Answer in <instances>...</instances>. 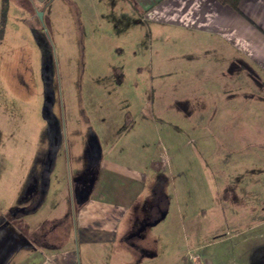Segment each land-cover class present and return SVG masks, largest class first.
<instances>
[{
    "label": "rangeland",
    "instance_id": "obj_1",
    "mask_svg": "<svg viewBox=\"0 0 264 264\" xmlns=\"http://www.w3.org/2000/svg\"><path fill=\"white\" fill-rule=\"evenodd\" d=\"M121 8L43 0L17 23L10 7L0 54V242L27 228L44 243L66 242L76 264H105L101 247L73 243L72 233L75 199L88 193L101 155L154 163L166 177V198L155 182L147 213L121 234L120 264H264V86L190 105L199 84L214 82L211 71L195 82V61L170 60L179 31H154L128 3ZM161 39L174 44L169 60H160ZM187 44L200 54L195 40ZM52 145L43 201L31 210Z\"/></svg>",
    "mask_w": 264,
    "mask_h": 264
},
{
    "label": "crops",
    "instance_id": "obj_2",
    "mask_svg": "<svg viewBox=\"0 0 264 264\" xmlns=\"http://www.w3.org/2000/svg\"><path fill=\"white\" fill-rule=\"evenodd\" d=\"M105 1L112 10L118 9L120 13L123 10L121 7L128 3L138 22L146 20L153 25L154 31L164 28L179 31L178 39H183V45L176 53L177 57L170 58L175 55L174 50L168 48L173 43L167 44L161 39L163 48L158 52L160 60L167 55L171 61L178 58L184 62L195 61L197 66H194L195 74L192 76L195 82L204 78L203 68L211 71L214 77V82H209L206 87L199 84L194 89L190 105H212V95H218L219 98L220 95H243L248 92L250 82L264 86V0H238L235 6L222 0ZM42 2L7 0L4 23L0 25V54L8 37L7 29L12 24L9 19L10 7H15L19 17L17 23H22L27 16L28 19L33 17ZM191 38L200 46V54L187 44ZM223 44L225 55L222 54ZM212 45H217L213 47V55L206 49ZM183 72L185 68L181 67L177 75ZM211 74L206 76L211 77ZM159 75L169 78L172 74L167 72ZM178 101L182 103V100ZM184 102L186 105V100ZM158 166L151 163L147 168H138L99 155L97 175L73 213V243L76 241L101 247V252L107 255L105 264H120V251L128 246L121 240V234L129 230V233L132 232L136 219L147 213L145 210L154 199L155 182H161L163 198H166V177ZM42 201L43 198L36 208ZM25 229L15 231L18 238H2L0 264H76L74 249L68 248L66 242H56L55 245L44 243L41 234L37 235L33 230L26 232ZM29 233H32L33 238Z\"/></svg>",
    "mask_w": 264,
    "mask_h": 264
},
{
    "label": "trees",
    "instance_id": "obj_3",
    "mask_svg": "<svg viewBox=\"0 0 264 264\" xmlns=\"http://www.w3.org/2000/svg\"><path fill=\"white\" fill-rule=\"evenodd\" d=\"M224 2H228L229 4L235 6L238 0H222ZM6 8H7V0H2L1 1V8H0V25L2 26L4 23V19H5V13H6ZM1 32V30H0ZM43 50V49H42ZM44 51V50H43ZM42 51V52H43ZM48 164V163H47ZM47 164L45 166V168L47 167ZM45 168L42 169L41 171V175H42V186H41V190H40V194L37 195V201L33 204V208L31 210H34L36 208V206H38V204L40 203V201L42 200L43 196H44V192L46 191V185L45 184ZM51 171V170H50ZM50 173V172H49ZM49 175V174H48ZM47 175V176H48ZM48 178V177H47ZM48 182V181H47ZM85 196V194L78 196L75 199V205H79L82 200L83 197Z\"/></svg>",
    "mask_w": 264,
    "mask_h": 264
},
{
    "label": "flooded vegetation",
    "instance_id": "obj_4",
    "mask_svg": "<svg viewBox=\"0 0 264 264\" xmlns=\"http://www.w3.org/2000/svg\"><path fill=\"white\" fill-rule=\"evenodd\" d=\"M45 98L46 100H50V93L47 91V87H46V83H45ZM51 158V151H48V153L46 154L45 158H44V161H43V164H42V168H45L46 164L48 163V161L50 160ZM41 186H42V175L40 173V184H39V190L34 198V201H33V204L37 201V195L40 194V190H41Z\"/></svg>",
    "mask_w": 264,
    "mask_h": 264
},
{
    "label": "water",
    "instance_id": "obj_5",
    "mask_svg": "<svg viewBox=\"0 0 264 264\" xmlns=\"http://www.w3.org/2000/svg\"><path fill=\"white\" fill-rule=\"evenodd\" d=\"M38 19L40 20L41 19V13H38ZM51 158L50 160L48 161V164H47V167L45 168V184H47V175L49 174L50 170H51V167H52V163H53V159H54V155H55V145H52L51 149Z\"/></svg>",
    "mask_w": 264,
    "mask_h": 264
}]
</instances>
